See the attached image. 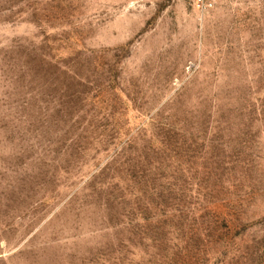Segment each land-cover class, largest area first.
<instances>
[{
	"label": "rangeland",
	"instance_id": "rangeland-1",
	"mask_svg": "<svg viewBox=\"0 0 264 264\" xmlns=\"http://www.w3.org/2000/svg\"><path fill=\"white\" fill-rule=\"evenodd\" d=\"M0 264H264V0H0Z\"/></svg>",
	"mask_w": 264,
	"mask_h": 264
},
{
	"label": "built area",
	"instance_id": "built-area-1",
	"mask_svg": "<svg viewBox=\"0 0 264 264\" xmlns=\"http://www.w3.org/2000/svg\"><path fill=\"white\" fill-rule=\"evenodd\" d=\"M215 0H192L193 6L200 11H205L213 7Z\"/></svg>",
	"mask_w": 264,
	"mask_h": 264
}]
</instances>
